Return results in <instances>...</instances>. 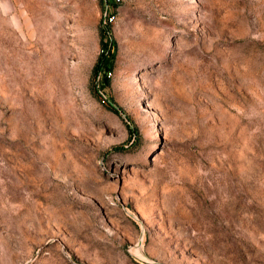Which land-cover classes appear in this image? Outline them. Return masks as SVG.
Returning a JSON list of instances; mask_svg holds the SVG:
<instances>
[{
  "label": "rangeland",
  "instance_id": "obj_1",
  "mask_svg": "<svg viewBox=\"0 0 264 264\" xmlns=\"http://www.w3.org/2000/svg\"><path fill=\"white\" fill-rule=\"evenodd\" d=\"M0 264H264V0H0Z\"/></svg>",
  "mask_w": 264,
  "mask_h": 264
},
{
  "label": "trees",
  "instance_id": "obj_2",
  "mask_svg": "<svg viewBox=\"0 0 264 264\" xmlns=\"http://www.w3.org/2000/svg\"><path fill=\"white\" fill-rule=\"evenodd\" d=\"M101 35L103 36L104 33L102 32ZM102 39H103V38H102ZM108 53H109V52H107V55H108ZM108 62H109V60H108V58H107L106 56H104L103 59H101V60H99V61L97 62L96 66H95V68H94V72H93L94 78H96L99 74H101L102 69H104V74H105V69H106V67H107V65H108ZM102 77H103V78H102L103 80L106 79V78H105L106 76H103V75H102ZM110 109L113 110L114 112H116V108H114L113 105H110Z\"/></svg>",
  "mask_w": 264,
  "mask_h": 264
}]
</instances>
